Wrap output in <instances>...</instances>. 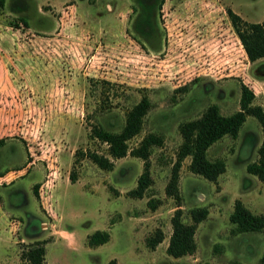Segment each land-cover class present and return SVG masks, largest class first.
Segmentation results:
<instances>
[{"label": "rangeland", "instance_id": "rangeland-1", "mask_svg": "<svg viewBox=\"0 0 264 264\" xmlns=\"http://www.w3.org/2000/svg\"><path fill=\"white\" fill-rule=\"evenodd\" d=\"M13 1L0 3V176L6 174L0 264H25L22 249L42 238L45 264H105L112 257L120 264L257 263L264 228L234 232L229 219L235 198L264 211V180L246 169L262 138L254 115H246L236 137L225 134L207 148L210 159L226 162L215 181L192 172L186 156L180 200L165 186L182 141L181 121L212 103L225 115L237 110L242 83L254 92L252 103L264 107V57L248 59L226 13L229 5L260 21L264 0H164L151 15L159 29L152 37L137 30L135 0H27L25 12L13 9ZM144 95L151 105L129 146L148 132L163 142L151 149L150 185L135 197L127 191L144 169L141 158L128 153L103 169L86 152L108 155L93 127L120 130L126 111ZM201 206L208 213L197 224L195 251L168 254L176 208L190 222L191 209ZM35 218L38 233L27 236ZM158 227L164 238L151 250L145 237ZM94 229H107L109 240L88 245Z\"/></svg>", "mask_w": 264, "mask_h": 264}, {"label": "trees", "instance_id": "trees-1", "mask_svg": "<svg viewBox=\"0 0 264 264\" xmlns=\"http://www.w3.org/2000/svg\"><path fill=\"white\" fill-rule=\"evenodd\" d=\"M140 3L141 14L137 18L136 26L143 25L144 28L152 27V17L150 12L151 0H137ZM4 0H0L3 4ZM11 7L18 11H27V0H14ZM226 13L231 25L239 37L246 56L250 61H255L264 57V18L260 21H250L243 18L238 12L227 6ZM18 18L28 25L26 16L19 14ZM139 23V24H138ZM145 31V29H143ZM146 32V31H145ZM144 32V33H145ZM147 35V33H145ZM161 37V36H159ZM182 86L181 88H183ZM180 89V88H178ZM254 92L244 83L240 85L239 108L230 114H222L219 106L215 103L209 104L205 110L197 117L181 121L178 130L182 141L178 146L175 159L172 162L171 173L165 186L166 194L180 200L178 189L179 169L186 156H190L189 169L209 180L215 181L220 173L226 168V162L222 158L210 159L207 156V148L217 139L225 134L236 137L240 126L244 122L246 115H254L261 124L262 138L257 147V158L246 165L248 172L255 174L259 179L264 180V107L261 104L252 103ZM150 99L144 95L131 108L126 111L125 120L118 131L109 130L99 125L93 127V136L100 141L107 143V154L88 150L86 155L103 169H111L114 165V158L131 154L143 160L144 169L137 177L136 185L127 191L128 195L141 197L151 183L149 171V157L154 145L163 142L161 134L148 132L143 135L134 146H129L128 140L139 133L142 128L144 115L150 107ZM70 179L75 181L74 171L69 174ZM38 184L32 187L37 193ZM148 204L155 207L153 199H148ZM208 209L205 206L191 209V221H183L181 208H176L171 216L172 230L168 238L166 252L174 257L189 254L195 251L197 243L195 231L198 222L206 217ZM233 223L232 231L242 232L250 230H261L264 228V211L255 213L240 199L235 198L233 210L229 216ZM41 224L37 218L27 222V236H34L38 233ZM87 244L97 246L105 243L110 238L107 229H94L88 233ZM164 238L161 228H156L145 237L146 246L154 249ZM46 239H35L22 249L20 257L25 264H44ZM105 264H120L115 257L108 259ZM206 264V263H205ZM228 264H243L241 261L233 259ZM264 264V252L259 257L257 263Z\"/></svg>", "mask_w": 264, "mask_h": 264}, {"label": "flooded vegetation", "instance_id": "flooded-vegetation-1", "mask_svg": "<svg viewBox=\"0 0 264 264\" xmlns=\"http://www.w3.org/2000/svg\"><path fill=\"white\" fill-rule=\"evenodd\" d=\"M137 2V5H138V8H135V7H131V11H134L136 12V16L139 17V15L141 14V8H140V3L141 2H138L137 0H135ZM164 0H151L150 3H151V6H150V12H151V15L153 12H155V9L158 8V11L162 10L163 8L161 7L162 4H163ZM156 13V12H155ZM143 29H145V31H143ZM137 30H139L141 33L145 34L147 33V35L149 37H152L153 35L157 34L158 35V31L159 29L157 28L156 30L152 27H149L148 25V28H144L143 25H139L137 26ZM145 32V33H144ZM146 35V34H145ZM160 36H161V33H160ZM162 39V37H161Z\"/></svg>", "mask_w": 264, "mask_h": 264}, {"label": "crops", "instance_id": "crops-1", "mask_svg": "<svg viewBox=\"0 0 264 264\" xmlns=\"http://www.w3.org/2000/svg\"><path fill=\"white\" fill-rule=\"evenodd\" d=\"M228 6H229V5H228ZM234 11H235V10H234ZM215 48H216V47H215ZM213 50H214V49H213ZM87 233H88V232H87ZM87 233H86V234H87ZM160 243H161V242H160ZM160 243H159V244H160ZM167 243H168V240L165 242V249H166ZM159 244L156 245V248L158 247ZM150 249H151V248H150ZM154 249H155V248H154ZM151 250H153V249H151ZM109 259H110V258H109ZM116 259H117V258H116ZM117 260H118V259H117ZM44 264H45V263H44Z\"/></svg>", "mask_w": 264, "mask_h": 264}, {"label": "built area", "instance_id": "built-area-1", "mask_svg": "<svg viewBox=\"0 0 264 264\" xmlns=\"http://www.w3.org/2000/svg\"><path fill=\"white\" fill-rule=\"evenodd\" d=\"M241 44H242V43H241ZM242 47H243V46H242ZM243 49H244V48H243ZM3 179H4V180L6 179V174L0 176V183L2 182Z\"/></svg>", "mask_w": 264, "mask_h": 264}]
</instances>
